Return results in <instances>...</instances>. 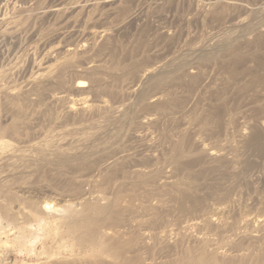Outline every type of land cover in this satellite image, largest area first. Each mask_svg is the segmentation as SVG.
<instances>
[{"label":"rangeland","instance_id":"374dc122","mask_svg":"<svg viewBox=\"0 0 264 264\" xmlns=\"http://www.w3.org/2000/svg\"><path fill=\"white\" fill-rule=\"evenodd\" d=\"M263 124L264 0H0V264H264Z\"/></svg>","mask_w":264,"mask_h":264},{"label":"bare ground","instance_id":"6f19581e","mask_svg":"<svg viewBox=\"0 0 264 264\" xmlns=\"http://www.w3.org/2000/svg\"><path fill=\"white\" fill-rule=\"evenodd\" d=\"M159 97L160 96H156L155 99H158ZM262 132L264 133V124H263V127H262ZM210 155L213 156L215 154L211 153ZM123 156H125V154H117L114 157H111V159L109 161H107L104 164L103 167L105 168V167L111 166L118 159H121ZM221 222H219L218 219H216V218H214L212 216H208V217H206V218H204L202 220L198 219L197 221L192 222L191 224L188 225V227H199L201 225H208V226H211V227H219ZM258 222L262 223L263 220H258ZM249 223H250V220H249ZM140 237H141V239H143L142 241L145 242V240L147 241L150 236L148 234L144 233ZM155 238H157V239L159 238L161 240V242L158 243V245H160L161 243H164L166 245V246L162 247V250L166 248L168 251H170V248L168 247L170 244L165 242V240L167 241L168 239L170 241V238H169V236H167L166 233H164L162 231L161 232H157L155 234ZM132 245L136 246V244H132ZM134 246H131L134 249H136V252L134 251L135 254L133 256H128L127 252H129V251L125 248V246H119V245H116L114 243H112L110 246H108L105 249V251H103V252H106V253L110 254V256H112L114 258V259L111 260V261H114L113 264H126V263H129V264H148L147 261L151 260V254L146 252L147 253V255H145L146 257H143L142 255H139V254H141L140 253L141 251L144 252V246H140V248H136ZM100 251H101V249H100ZM97 264H112V263H110L108 260L101 259L100 261H98ZM178 264H180V262Z\"/></svg>","mask_w":264,"mask_h":264}]
</instances>
